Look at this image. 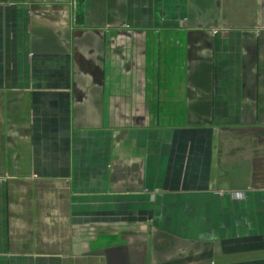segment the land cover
Returning <instances> with one entry per match:
<instances>
[{"label": "crops", "instance_id": "0c3cea01", "mask_svg": "<svg viewBox=\"0 0 264 264\" xmlns=\"http://www.w3.org/2000/svg\"><path fill=\"white\" fill-rule=\"evenodd\" d=\"M0 264H264V0H0Z\"/></svg>", "mask_w": 264, "mask_h": 264}]
</instances>
